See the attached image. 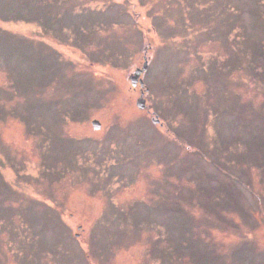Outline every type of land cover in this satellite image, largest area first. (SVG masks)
Here are the masks:
<instances>
[{
  "label": "rangeland",
  "instance_id": "obj_1",
  "mask_svg": "<svg viewBox=\"0 0 264 264\" xmlns=\"http://www.w3.org/2000/svg\"><path fill=\"white\" fill-rule=\"evenodd\" d=\"M0 264H264V0H0Z\"/></svg>",
  "mask_w": 264,
  "mask_h": 264
},
{
  "label": "water",
  "instance_id": "obj_2",
  "mask_svg": "<svg viewBox=\"0 0 264 264\" xmlns=\"http://www.w3.org/2000/svg\"><path fill=\"white\" fill-rule=\"evenodd\" d=\"M147 66H148V62L145 61L144 64H143L142 69H136V71L134 72V75H132V76L130 77V81H131V84H132L133 87H135V86L137 85V82H139V84H140L141 86H143V81H142V79H139V75H140L142 72H144V71L147 70ZM146 90H148V89H146ZM136 104H137V106H138L139 108H143L144 105H145V101H144L143 98H140V99L137 100V103H136ZM155 122H158V120L156 119ZM91 125H92V127H93L94 129H96V130H98V129L101 128V125H100L99 121H97V120H93V121L91 122Z\"/></svg>",
  "mask_w": 264,
  "mask_h": 264
},
{
  "label": "flooded vegetation",
  "instance_id": "obj_3",
  "mask_svg": "<svg viewBox=\"0 0 264 264\" xmlns=\"http://www.w3.org/2000/svg\"><path fill=\"white\" fill-rule=\"evenodd\" d=\"M146 61V60H145ZM148 62V61H147ZM148 69V68H147ZM147 71V70H146ZM146 71L142 72L140 75H139V79L142 78V75L143 73H145ZM137 85H139V82H137ZM147 92V90L145 89V91L143 93ZM142 93V94H143ZM143 96V95H142Z\"/></svg>",
  "mask_w": 264,
  "mask_h": 264
}]
</instances>
